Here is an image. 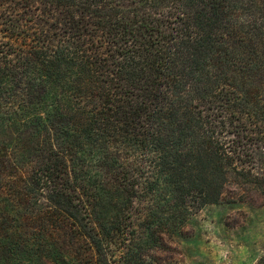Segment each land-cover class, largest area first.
I'll return each mask as SVG.
<instances>
[{
    "label": "trees",
    "instance_id": "trees-1",
    "mask_svg": "<svg viewBox=\"0 0 264 264\" xmlns=\"http://www.w3.org/2000/svg\"><path fill=\"white\" fill-rule=\"evenodd\" d=\"M5 116L49 137L22 185L0 143L46 263L159 264L233 179L264 193V0H0Z\"/></svg>",
    "mask_w": 264,
    "mask_h": 264
},
{
    "label": "rangeland",
    "instance_id": "rangeland-1",
    "mask_svg": "<svg viewBox=\"0 0 264 264\" xmlns=\"http://www.w3.org/2000/svg\"><path fill=\"white\" fill-rule=\"evenodd\" d=\"M45 117L43 121L47 122ZM40 126L38 122L19 123L7 116L0 119L1 145L26 170L17 181L20 185L27 182L30 169L35 166V150L49 139L46 132L38 138L36 131ZM233 180L224 200L190 215L167 240L169 250L161 256L159 264L259 263L264 257V193L249 183L243 184V190L235 189ZM11 181L9 177L3 186L8 194L14 187ZM7 209L8 216L0 218V264H49L44 257L45 248L34 245L35 242L28 245L30 235L26 234L25 226L19 227L20 220H14L12 209ZM18 209L25 213L23 208ZM71 241L65 237L54 243L68 248Z\"/></svg>",
    "mask_w": 264,
    "mask_h": 264
}]
</instances>
